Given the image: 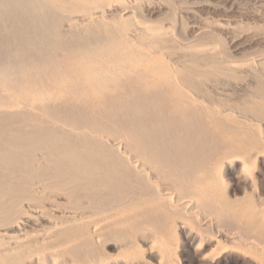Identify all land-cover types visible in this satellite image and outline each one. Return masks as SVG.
Listing matches in <instances>:
<instances>
[{
    "label": "bare ground",
    "instance_id": "1",
    "mask_svg": "<svg viewBox=\"0 0 264 264\" xmlns=\"http://www.w3.org/2000/svg\"><path fill=\"white\" fill-rule=\"evenodd\" d=\"M110 1L126 0H0V103H9L11 96L24 101L22 112L0 110V264H32L25 257L33 252L36 264L51 257L52 264H63L57 257L64 254L72 264H85L82 250L64 247L73 238L59 239L72 227L51 230L67 220L62 210L51 213V206L65 205L70 214L84 217L107 205H119L125 198L149 197L164 200L165 209L175 207L169 210L173 214H181L179 208L190 204L194 213L227 221L230 201L211 198L199 184L198 172L209 151L210 116L188 92L210 96L206 82L214 81L222 70L235 77L233 67L209 59L206 63L213 68L200 70L197 66L205 63V57L189 51L190 64L178 70L134 46L123 35L129 23L125 18L112 29L76 23L62 28L70 8L92 15L94 7ZM144 35L149 48L176 47L164 28ZM257 65L255 97L261 102L242 107L260 115L264 113L257 109V104L264 106V59ZM89 93L95 94L97 103H87L88 107L48 103L64 101L68 95L88 101ZM34 109L42 117H34ZM107 138L122 140L125 150L139 158L142 172L130 178L115 170L113 183L101 177L102 169L112 174L113 164L130 166L116 148L107 146ZM246 139L255 142L253 136ZM248 158L234 161L247 171ZM220 191L225 193L226 187L220 186ZM150 218L139 224L149 225ZM242 219L244 237L264 243L262 222L251 212Z\"/></svg>",
    "mask_w": 264,
    "mask_h": 264
},
{
    "label": "rangeland",
    "instance_id": "2",
    "mask_svg": "<svg viewBox=\"0 0 264 264\" xmlns=\"http://www.w3.org/2000/svg\"><path fill=\"white\" fill-rule=\"evenodd\" d=\"M125 2L110 1L103 7H94L92 15L70 8L65 12L69 18L61 22L62 28L67 29L76 23L104 24L107 29H112L119 24L121 18H125L129 23L123 35L134 46L171 62L178 70L184 71L190 64L187 61L189 51H196L205 57L206 61H202L205 63L197 66L200 70L213 68L211 63H206L209 59L222 62V66L229 64L234 69L231 73L235 77L228 75L227 70H222L223 74L214 81L206 82L205 87L210 96L188 92L196 98L195 103L203 106L210 116L206 125L207 135L210 137L207 144L209 149L206 151H209L205 154L202 170L198 172L199 184L209 191L211 198L230 201L227 221L218 222L213 216L203 213L202 217L201 213L198 215L190 210V204L180 206L181 214H173L169 210L172 211L175 207L173 209L171 205H166L165 209L162 199L125 198L119 205H107L93 215L84 217L70 214L65 205L60 208L51 206V213L62 210L67 219L64 223L57 222L51 230L71 226L59 239H68V236L73 238L64 247L75 246L82 250L81 257L85 264H264V243H259L254 238H245L240 229L243 226L242 217L247 212L253 213L264 227V116H260L264 115V106L257 104L258 112H262L260 115L257 110V114H253V108L252 111L243 109L244 106H253L250 102L254 100L261 102L255 97L258 79L253 72L254 69H259L257 64L264 59V0ZM158 28H164L172 34L175 48L169 51L160 45L149 48V38L144 33ZM56 52L62 53L58 50ZM180 74L182 73L178 72ZM94 97V93H89L90 99L83 101L74 95H68L64 101L54 99L48 103L56 106L60 103H84L82 106L88 107L87 103H97ZM10 98L7 105L0 103V110L22 112L23 100L16 96ZM28 103L36 105L41 102ZM32 114L36 118L42 117V112L37 109ZM248 136H253L257 144L246 141ZM116 140L107 138L105 142L108 147L116 148V152L119 151L130 166H126L125 162L122 165L113 164L109 167L112 174H108L106 169L100 170L101 177H105L109 183L115 181V170L133 178L143 168L139 158L133 152L125 150L122 140ZM246 156L249 157L247 161L250 164L249 170L244 171L243 164L234 159ZM222 185L226 187L225 193L220 191ZM149 216L153 220L149 225L139 224ZM22 221L24 222V218ZM19 225L24 227V223ZM56 241L54 239L50 242ZM36 257L33 252L25 260L36 264ZM52 258L43 264H52ZM57 259L63 264H72L67 254L58 256Z\"/></svg>",
    "mask_w": 264,
    "mask_h": 264
}]
</instances>
